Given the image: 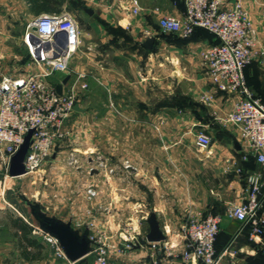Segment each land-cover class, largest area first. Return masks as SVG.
<instances>
[{
	"label": "crops",
	"instance_id": "crops-1",
	"mask_svg": "<svg viewBox=\"0 0 264 264\" xmlns=\"http://www.w3.org/2000/svg\"><path fill=\"white\" fill-rule=\"evenodd\" d=\"M94 1L95 7L89 8L92 13L88 12L87 24L80 32L79 63L72 67L75 71L85 73V76H91L92 70L96 69L102 92L100 112L113 116L116 130L118 128L121 131L120 138L114 140V156L104 154V159L114 170L100 169L98 173L99 222L92 219L93 210L84 204V189H75L78 196L70 189L69 202L66 204L62 205L55 199L50 216H47L41 208L22 203L23 199L12 188L13 183L28 174L11 176L7 179H10V186L8 197H3L5 203L18 211L22 219L32 226V232L37 233L29 234L30 237L44 247L36 257L24 255L22 237L12 230L10 239L15 249L9 250L0 240L1 264H72L60 256L36 229H44L50 220L68 224L78 240L86 237L90 244L92 223L108 234L110 227L111 230L113 227L108 218L112 215L108 211L113 212V218L121 219L123 211H128L129 207L136 208V222L140 229L146 224V234L150 230L147 219L151 212H156L165 233L172 230L174 234L189 215L220 213L223 221L217 241L219 251L230 244L238 251V264H264V237L257 238L258 242H255L250 238L251 226L227 214L231 204L245 198L247 177L256 172L263 173L264 166L254 156L244 159L246 151L242 146L240 149L235 147L234 136L240 142V130L227 120V116L239 97L219 90L203 63L202 52L217 39L204 28L197 29L190 37L179 38L178 34L163 31L159 27V20L164 14L180 17L184 14V0ZM242 2L256 32L254 60L246 68L249 84L253 73L257 72L260 78L264 76V70L261 69L264 64L259 55L264 49V0ZM136 7L138 9L135 12ZM149 36L156 37L152 49L143 44ZM74 55L73 58L76 52ZM156 67L161 68V71L156 72ZM156 73L162 74L160 83L163 84V91L159 96L155 89ZM75 79L76 73L71 74L66 85ZM156 98L161 101L157 107ZM171 120L178 123L182 138L156 140V127L165 132ZM211 125L218 134L217 139L209 130ZM139 130L146 131L145 139H135ZM199 131L211 132L214 141L210 149L204 150L197 145ZM227 136L231 137L230 141ZM204 169H209L206 174ZM55 178V193L58 194V173ZM210 179L226 180L227 183L220 186L228 190H219L217 184L209 182ZM228 191L233 194L232 197H228ZM132 195L145 197L128 200V196ZM145 208L146 214L138 213L144 212ZM130 211L134 212L132 209ZM131 218L135 219L133 216ZM140 218L144 220L139 221ZM6 223L10 225L8 221ZM2 226L7 225L4 223ZM36 245H29L27 249L32 251ZM145 246L153 250V255L159 252L165 257L162 264H194L183 257L182 252L186 249L183 241L173 254L149 242L140 247ZM140 247L134 246L127 250L131 260L142 255ZM13 259L18 261L14 263ZM81 259L73 264H82ZM93 259L94 255L92 261L88 258L87 264H92ZM134 263L138 261L134 260Z\"/></svg>",
	"mask_w": 264,
	"mask_h": 264
},
{
	"label": "built area",
	"instance_id": "built-area-1",
	"mask_svg": "<svg viewBox=\"0 0 264 264\" xmlns=\"http://www.w3.org/2000/svg\"><path fill=\"white\" fill-rule=\"evenodd\" d=\"M185 11L180 17L164 14L159 27L181 37H190L201 27L217 39L202 52V60L213 84L221 91L238 95L234 109L227 120L240 130V143L244 159L254 156L264 166V102L248 84L246 68L254 59L253 47L256 32L248 18L242 0H184ZM137 7L134 11H137ZM34 27L37 29L35 30ZM80 26L68 10L45 12L34 19L25 33V42L32 55V62L38 66L28 72L4 74L0 80V174L6 180L10 175L12 156L23 143L26 134L34 129L32 142L25 158L26 174L35 173L53 154L58 142L68 134V123L77 111L80 96L78 88H87L85 73L75 71L72 59L81 44ZM264 64V49L260 51ZM54 72L76 73V79L64 85L63 93L51 84L48 77ZM213 136L199 131L197 145L208 150ZM128 166V164H127ZM99 169L113 171L114 168L99 158ZM245 198L229 206L227 214L251 226L250 238L264 237V172L247 177ZM89 198L99 195V189L88 185ZM223 216L220 213L189 215L175 232L171 248L165 239L151 243L164 247L173 254L182 241L186 249L182 252L187 262L194 264H238V251L230 244L221 251L216 247ZM94 223H92L93 225ZM94 226V225H93ZM56 252L72 264L59 238L41 228L36 229ZM97 236V237H96ZM91 236L97 245L86 256L94 253L92 264H110L108 241L105 230ZM139 241L130 242L133 248ZM175 242V243H174ZM174 248V250L172 249ZM84 256L83 258H85ZM1 264V258H0Z\"/></svg>",
	"mask_w": 264,
	"mask_h": 264
},
{
	"label": "rangeland",
	"instance_id": "rangeland-1",
	"mask_svg": "<svg viewBox=\"0 0 264 264\" xmlns=\"http://www.w3.org/2000/svg\"><path fill=\"white\" fill-rule=\"evenodd\" d=\"M93 7H95L94 0H0V79L4 74H19L38 68V66L32 62L33 58L24 38L29 25L32 24L34 19L40 14L68 10L75 16L79 23L80 30L82 31L89 17L86 8ZM79 51L80 49L76 51V57L72 59V66L79 63ZM261 69L264 70V65L261 66ZM159 71H161V68L156 67V72ZM90 75L91 76L84 77L88 87L85 88L80 86L78 88L80 96L83 95V97H78V101L84 109L77 110L70 119L68 123V134L63 140L57 143L53 154L46 160L41 168L35 173L25 175L20 181H17V183H13L12 188L17 191V196L23 199L22 203L26 202L32 208H41L47 216H50L52 205L56 202L55 199H58L62 205L64 203L66 204L69 202L68 192H71L70 189L73 190V193L76 195L78 191L75 189L78 188V190L80 189L81 191L84 189V204L86 208L93 210L91 214L92 219L96 220L98 223V211L100 209L98 205V196L89 198L86 193V188L88 185H94L98 188V173L100 170L98 167L99 158L104 157L105 153L114 156V140L117 137L120 138L121 131L118 128L116 130L113 116L109 117L100 112L102 106V92L98 84L96 69L92 70ZM63 77L62 72H54L48 77V81L51 84L61 83ZM160 82H162V74L160 73L159 75L156 73L155 89L156 94L159 92L157 94L158 96L163 91V84ZM249 84L252 86L254 93L264 100V76L260 78L257 72L253 73L252 80ZM104 101L105 99L103 98V103ZM158 102L161 101L156 98V107L159 105ZM212 127V125L209 126V130L215 134L214 137L217 139L218 134ZM211 132L207 131L206 133L210 134ZM146 136L147 133L145 130H139L138 135L134 137L136 140H141L143 138L145 139ZM187 137H190V135H187ZM154 138L156 140L164 138H182V132L178 131V123L171 120L169 129L165 132L156 127ZM227 139L230 141L231 137L227 136ZM139 149L140 147L138 150ZM157 150L158 147H156V151ZM208 170L209 169H204V173L206 174ZM57 173L59 175L58 186L60 192L58 194L55 193L57 183L55 175ZM2 176L3 175L0 174V226L4 225V223L7 226L0 227V240H3V244L6 245L9 250L14 251L15 244L12 242V239H10V236L13 234L12 230H16L20 235L24 233V230L18 223V218L22 217L18 211L5 203V198L3 197H8L7 191L10 186V179L6 181ZM209 182L217 184L219 190H228L220 186V184L227 183L226 180L217 181L216 179H210ZM226 193H228V197L233 196L230 191ZM128 197V200H131L133 195ZM142 197L145 196L139 195L133 198L139 200ZM130 209L134 212H131ZM135 210L136 208L133 209L131 207H129L128 211L124 210L122 213L124 217L122 215L121 219L113 218V212L107 210L108 214L112 215L111 217L108 216V218L111 220L113 226L112 230L110 227L108 231V236L110 237L108 241L110 248V264H162L165 257L159 252L153 255V250L148 246L140 247L142 255L131 260L130 253L127 252V250L133 249L129 246L130 242H137L139 236L145 237V229H147L146 224H143L141 229L138 226V222H136L138 219L134 216ZM146 212L147 208H145L144 212L138 213L146 214ZM132 216L133 218L135 217L134 220L131 218ZM142 219L143 218H140L139 221ZM161 220L163 221V218H161ZM6 221H8V223L10 222V225L7 224ZM132 221L135 223L132 224ZM115 224L118 226L116 227ZM9 226H12L13 229ZM44 230L47 229L44 228ZM33 232H31V234H33ZM34 233L37 232L35 231ZM99 234V228L95 225L92 226L91 236L93 237ZM174 236V231L167 230L166 240L169 242V248H171L172 238ZM90 240H92V243L89 244V251H92L97 243L93 239ZM43 247L42 244H37L33 247L31 252H40ZM93 255L94 253L92 252L89 254L90 257L86 256L80 260V263L87 264L88 258L92 261ZM15 259H13L14 263L18 261ZM134 260L135 262L138 261V263H134ZM89 264H91V262Z\"/></svg>",
	"mask_w": 264,
	"mask_h": 264
},
{
	"label": "water",
	"instance_id": "water-1",
	"mask_svg": "<svg viewBox=\"0 0 264 264\" xmlns=\"http://www.w3.org/2000/svg\"><path fill=\"white\" fill-rule=\"evenodd\" d=\"M86 10L87 12L92 13L91 9L86 8ZM34 29L36 30L37 28L34 27ZM155 40V36H149L146 38L143 44L145 47L152 49L155 44ZM70 76L71 74H66L62 79V82L56 85V89L60 94L63 93L64 85L67 84ZM75 108L77 110L84 109L79 104H76ZM33 131L34 129L29 130L20 148L11 158L9 170L11 176H20L26 174L27 172L25 168V158L32 142ZM234 144L237 149L241 148V143L236 136H234ZM147 220L150 225V230L146 234L145 238L139 236V241L136 244V247H140L141 245H144L148 242H161L166 239V233L160 225L156 212H151ZM45 228L59 238L71 260L77 261L86 256L89 252V241L86 239V237H83L82 240H78V238L74 236L68 224L50 220L46 223Z\"/></svg>",
	"mask_w": 264,
	"mask_h": 264
},
{
	"label": "trees",
	"instance_id": "trees-1",
	"mask_svg": "<svg viewBox=\"0 0 264 264\" xmlns=\"http://www.w3.org/2000/svg\"><path fill=\"white\" fill-rule=\"evenodd\" d=\"M53 2V1H52ZM199 28H201V27H198V28H196V30L197 29H199ZM195 30V31H196ZM194 31V32H195ZM179 38H182L181 36H179ZM18 223L20 224V226L22 227V229L24 230V233L21 235V237H22V241L24 242V255H26V256H28V257H30V256H32V257H36V256H38V253L39 252H31V251H29L28 249H27V247L29 246V245H33V244H38L37 243V241L34 239V238H32V237H30V235L29 234H31V232H32V230H33V228H32V226H30L26 221H24L22 218H18ZM218 238H219V235H218ZM217 241H218V239H217ZM216 247H217V242H216ZM218 249V248H217ZM219 250V249H218Z\"/></svg>",
	"mask_w": 264,
	"mask_h": 264
}]
</instances>
